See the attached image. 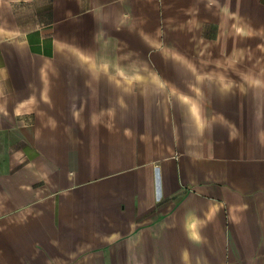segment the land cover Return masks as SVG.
<instances>
[{
  "label": "crops",
  "instance_id": "crops-1",
  "mask_svg": "<svg viewBox=\"0 0 264 264\" xmlns=\"http://www.w3.org/2000/svg\"><path fill=\"white\" fill-rule=\"evenodd\" d=\"M0 264H264V0H0Z\"/></svg>",
  "mask_w": 264,
  "mask_h": 264
}]
</instances>
